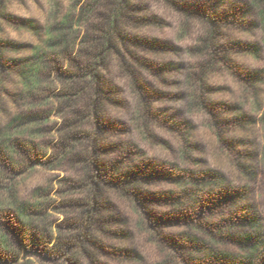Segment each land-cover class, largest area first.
Segmentation results:
<instances>
[{
	"label": "rangeland",
	"instance_id": "374dc122",
	"mask_svg": "<svg viewBox=\"0 0 264 264\" xmlns=\"http://www.w3.org/2000/svg\"><path fill=\"white\" fill-rule=\"evenodd\" d=\"M84 1L0 0V140L10 150L0 158V197L8 200L7 189L12 188L20 201L35 203L40 198L44 221L35 222L47 230L46 235L37 238L28 235L24 244L18 245L20 216L14 211L1 218L9 226L4 225L3 230L17 243L19 260L26 264H72L55 262L42 248L53 246L59 230L64 237L72 238L77 232L75 225L83 222L77 218L78 210L68 203L84 200L87 192L83 188L67 191V186L80 179L83 164L79 155L91 151L95 136L103 148L101 158L120 168L118 179L132 164L123 161L122 166V147H132L135 160L140 162V176L130 184L124 183L128 191L104 186V201L114 209H106L102 218L116 216L108 229L121 234L101 232L98 236L109 245L125 248L131 257L99 251V264H187L188 258L192 262L208 260L201 251L193 256L196 250L190 251L187 237L202 239L216 252H241L235 244L213 237L201 225L220 222L227 206L221 199L232 194L234 188L245 191L236 210L241 207L243 213L264 225L263 6L256 0L218 1L215 8L220 17L229 11H235L237 17L219 24L214 53L209 55L194 51L208 33L200 17H187L163 0H127L129 6L117 20L115 48L100 62L106 94L100 102L102 124L97 131L89 98H81L67 115L58 112L56 99L48 107L38 103L30 106L19 66L13 65L21 60L26 63L37 49L47 46L53 34L51 25L67 15L75 16L73 29L79 43L92 25H99L101 17L117 5V0H104L81 25L75 19ZM178 1L199 9L214 3ZM145 16L158 20L143 22ZM137 17L140 21L135 20ZM210 56L219 59L214 67L202 66ZM224 59L233 64L237 74L231 72ZM68 61L66 58L65 67ZM55 72L51 73L54 81ZM251 76L255 79L248 82L246 78ZM200 83L202 97H193ZM74 114L78 117L75 131L81 137L62 158L58 128ZM35 115L45 120L36 123L39 150L27 156L12 149L11 142L29 141L30 134L23 126L34 124ZM12 122L18 127L13 124L9 129ZM54 156H60L57 165L49 164ZM176 173L186 177L178 181L171 176ZM209 174H216L220 184ZM190 176L199 180L197 191L205 200L202 205L192 206L185 196L179 204L168 198L183 195L185 187L195 184ZM245 230L241 225L225 233ZM171 243L180 245L173 247ZM85 245L89 251L94 250L88 242ZM72 251L78 264H93L86 255L79 256L77 249Z\"/></svg>",
	"mask_w": 264,
	"mask_h": 264
},
{
	"label": "trees",
	"instance_id": "16d2710c",
	"mask_svg": "<svg viewBox=\"0 0 264 264\" xmlns=\"http://www.w3.org/2000/svg\"><path fill=\"white\" fill-rule=\"evenodd\" d=\"M104 0H85L80 8L75 19L79 24H84L89 21L90 17L96 11V9L103 3ZM167 5L179 10L183 15L187 17H200L205 21L208 27V33L202 38V45L194 48V51L208 52L209 55H213L214 41L219 34V24L223 21L225 23L230 22L231 18H236L235 11H229L222 17L216 12V4L218 1L222 3V0H214L205 9L192 8L178 0H163ZM222 1V2H221ZM257 4L262 5V21L264 23V0H256ZM129 3L127 0H117V5L112 11L105 16H102V22L97 25H92L89 31L86 32L80 39L79 43L76 42L74 35L73 21L74 15H67L62 21L56 25H51V32L53 34L47 39V46L37 49L32 55L26 59V63L21 60L13 62V65L19 66L21 77L24 81V87L26 89L25 98L26 101H30V106L38 103L37 105L48 107L53 104V99L59 102L58 112L60 114L67 115L69 110L73 108L74 104L79 103L81 98H89L88 107L92 112V120L97 124V131L101 129V117H100V102L105 97V90L101 83V74L99 72L100 62L105 57L106 53L115 48L114 37L117 31V20L123 11L128 8ZM233 18V19H234ZM143 22L150 21L155 22L157 17H142ZM140 21V17L135 18ZM75 37V38H74ZM207 54V53H206ZM68 58L69 66L65 67V59ZM214 56H210L207 63L202 66L214 67L216 62ZM223 60V59H222ZM231 72L237 74L235 67L232 63H229L227 59H224ZM82 61V62H81ZM15 65V66H16ZM55 70L56 80L51 77V73ZM239 75V74H238ZM193 76V75H192ZM192 78V77H191ZM255 77L251 76L246 78L248 82H251ZM136 83V80H134ZM53 83V84H52ZM201 85V86H200ZM195 86V92L193 97H202L199 94V88L202 90V84ZM51 94V95H50ZM202 100V98H201ZM64 103V106L62 103ZM93 102V103H92ZM203 103V101H201ZM67 106V107H66ZM68 110V111H66ZM76 112V111H75ZM76 114H78L76 112ZM84 115V114H83ZM78 119L75 114L70 120H66L60 124L58 128L59 133V146L63 150L62 158L66 157V152L75 148L76 141L81 137L80 133L76 132L75 121ZM264 121V116H263ZM32 125L23 126L24 130L28 133V142L13 141L11 147L15 151H22L27 156L35 154L39 150L38 145L35 143V138L38 136L36 133L39 131V127L36 123L45 120L42 115H35ZM22 122L21 119H18ZM17 121V122H18ZM24 121L23 123H26ZM13 122L8 126L9 129L18 124ZM94 142L91 145V151H86L84 154L79 155L78 160L83 164V172L81 177L74 184L67 186V191H72L78 188H83L86 193V198L79 200L78 202L68 203L78 210V220L83 221L81 224L75 225L76 233L72 238L64 237L63 233L58 232L55 242L51 248H42L44 253L58 263V261L70 262L72 264H78L76 261V254H72V250L77 249L79 256L86 255L90 262L93 264H99V258L97 256L99 251L123 256L126 258L131 257V252L125 248L115 245H109L100 239L101 232L110 233L113 236L121 234V231L114 229H108L109 223H115L116 216L112 215V218H102V214L106 209H114V206L110 202L104 201V186L112 185L122 188L124 191H128L125 187L126 184H130L134 179L140 176V162L135 160L133 148H127L121 151H125L122 156V166L131 164L121 174V178H117L120 168L115 164H109L101 158L103 148L100 146L98 137H94ZM8 147L0 140V158H2L7 152ZM49 164H53L60 161V156H54L49 160ZM51 163V164H52ZM174 179L182 181L186 174L176 173L171 175ZM195 184L190 187H185L183 195H176L168 197L175 203H180L183 200V196L190 198L192 206L197 203L202 205L204 197L198 193L199 180H195L193 176H190ZM208 177L213 179L216 184H220L218 176L216 174H209ZM122 180V181H121ZM126 183V184H124ZM194 186V187H192ZM10 198L8 200L0 197V264H26L25 261L19 260V251L16 248L15 240L11 239L3 229V226H9L1 219L7 213H17L20 216L19 220L22 224V229L17 235L18 245L24 244L25 238L28 235L37 238L38 235H46L47 230L44 227L37 225L38 221H44L42 216V200L38 198L35 203H27L20 201L14 195L12 188H8ZM232 194L227 193V197L221 199V202L227 204L226 211L222 210L221 219L218 223H203V228L210 231L209 233L213 237L224 239L235 244L239 251L236 254L226 252H216L213 247L204 242L200 238H189V249L194 254L204 252L208 260L202 259L198 262H192L191 258H188L187 264H264V225L255 217H251L240 207L239 211L236 210L237 205H240L242 198L245 196L243 189L234 188ZM103 199V201H102ZM225 211V212H224ZM241 213V214H240ZM188 213H184L187 215ZM150 215L152 213L150 212ZM37 221V223L35 222ZM33 223H36L32 225ZM244 226L246 230L243 233H225L237 226ZM99 231V232H98ZM96 232V233H95ZM85 242L91 244L94 247L93 251H89L85 245ZM16 243V244H17ZM173 247H179L180 244L171 243ZM38 252H40L38 250ZM70 254V256H69ZM84 254V255H83ZM205 256V255H204ZM63 258V260H62ZM79 258V257H77Z\"/></svg>",
	"mask_w": 264,
	"mask_h": 264
}]
</instances>
